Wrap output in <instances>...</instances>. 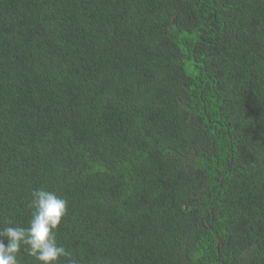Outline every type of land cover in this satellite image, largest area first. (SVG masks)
I'll return each instance as SVG.
<instances>
[{"label": "trees", "instance_id": "1", "mask_svg": "<svg viewBox=\"0 0 264 264\" xmlns=\"http://www.w3.org/2000/svg\"><path fill=\"white\" fill-rule=\"evenodd\" d=\"M40 188L77 264H264V0H0V229Z\"/></svg>", "mask_w": 264, "mask_h": 264}, {"label": "clouds", "instance_id": "2", "mask_svg": "<svg viewBox=\"0 0 264 264\" xmlns=\"http://www.w3.org/2000/svg\"><path fill=\"white\" fill-rule=\"evenodd\" d=\"M30 196L28 226H11L9 222L0 229V264H19L22 248L38 264H60L62 259L66 264H77L72 251L56 238V229L67 214L66 199L43 188L33 190Z\"/></svg>", "mask_w": 264, "mask_h": 264}]
</instances>
